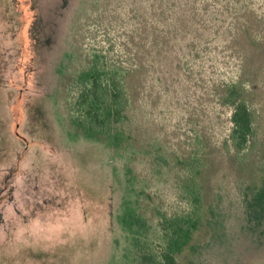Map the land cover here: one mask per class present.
I'll return each mask as SVG.
<instances>
[{"label":"rangeland","instance_id":"rangeland-1","mask_svg":"<svg viewBox=\"0 0 264 264\" xmlns=\"http://www.w3.org/2000/svg\"><path fill=\"white\" fill-rule=\"evenodd\" d=\"M95 58L132 70L121 146L68 110ZM232 82L254 116L238 158ZM200 159L213 216L178 263L264 264L243 203L264 173V0H0V264H164L163 220L192 211Z\"/></svg>","mask_w":264,"mask_h":264},{"label":"trees","instance_id":"trees-1","mask_svg":"<svg viewBox=\"0 0 264 264\" xmlns=\"http://www.w3.org/2000/svg\"><path fill=\"white\" fill-rule=\"evenodd\" d=\"M117 71L116 66L95 58L79 74L70 77L68 80L74 84L75 92L70 96L72 101L68 110L74 114L73 122L82 134L121 146L130 139V134L122 127L127 120L130 104L127 81L132 70L124 71L123 75ZM249 94L241 82L225 86V103L232 107L231 129L225 147L228 151L231 148L237 158L242 157L250 148L254 135V116L248 104ZM13 103L12 126L16 130H13L12 135L22 141L26 148L24 137L17 131L20 120L16 115V99ZM186 167L192 172L188 188L191 190L193 208L187 215L164 218L163 229L167 238V245L161 251L164 264H179L177 256L184 255L194 247L195 236L208 225L213 216L208 191L205 184H202L209 168L208 162L200 159L189 162ZM243 203L248 221L261 223L264 220V173L259 181L251 179L245 186ZM138 223L140 221L137 218L131 217V225Z\"/></svg>","mask_w":264,"mask_h":264}]
</instances>
